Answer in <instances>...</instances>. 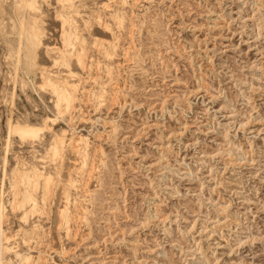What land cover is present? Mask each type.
I'll list each match as a JSON object with an SVG mask.
<instances>
[{
  "label": "rangeland",
  "instance_id": "rangeland-1",
  "mask_svg": "<svg viewBox=\"0 0 264 264\" xmlns=\"http://www.w3.org/2000/svg\"><path fill=\"white\" fill-rule=\"evenodd\" d=\"M0 217V264H264V0H0Z\"/></svg>",
  "mask_w": 264,
  "mask_h": 264
},
{
  "label": "bare ground",
  "instance_id": "bare-ground-1",
  "mask_svg": "<svg viewBox=\"0 0 264 264\" xmlns=\"http://www.w3.org/2000/svg\"><path fill=\"white\" fill-rule=\"evenodd\" d=\"M36 1V0H35ZM28 2V1H27ZM33 6V5H32ZM35 6V5H34ZM30 8V7H29ZM67 22V20L65 19L64 20V24ZM78 30V29H77ZM34 36L37 37V34L34 33ZM68 37V40L70 42V40L72 39V37H74V34L73 32H70L69 33V36ZM36 43V42H35ZM68 43V41H67ZM29 49V48H28ZM66 51V50H65ZM67 52V51H66ZM34 53L33 51H28V56H32ZM72 54V53H70ZM108 55V54H107ZM18 56V55H17ZM71 56V55H70ZM64 57V55H63ZM33 59V58H32ZM81 59V58H80ZM83 60V59H82ZM82 60H80L81 64L82 63ZM68 75V74H67ZM64 79V78H63ZM74 79V78H73ZM66 82V81H65ZM49 85H51L52 87V91L58 96V101L59 103L61 102H64L65 105L67 106L66 108H70L74 102V95L73 94V90H70L69 87H66V86H62V85H59V84H56L54 82H49ZM77 85V84H76ZM74 89V87H73ZM72 91V92H71ZM75 91V89H74ZM53 93V94H54ZM54 94V95H55ZM65 108V107H64ZM60 110V109H59ZM44 129H41V128H38L36 126H30V125H25V126H21V125H17L15 126L13 129H11V132L12 134H15V135H18L21 139L22 142H35L36 140H40L42 139L41 138V135L44 133L43 132ZM84 141V140H83ZM63 144V140H58L55 142V146L53 147L55 153L57 154L60 150V146ZM58 155V154H57ZM88 157V156H87ZM5 163V162H4ZM37 170V169H36ZM27 193V192H26ZM25 200L26 202H33V197L31 194L28 193V195L26 194L25 196ZM30 204V203H29ZM35 204V202L33 203ZM4 215V214H2ZM1 218V217H0ZM2 225V224H1ZM19 257L20 255L17 254ZM17 256V257H18ZM18 257V258H19ZM22 259H25L26 261H29V258L27 257H22ZM20 258V259H21ZM21 259V260H22ZM16 261V260H15ZM25 261V262H26ZM23 262V261H22ZM27 264V263H26Z\"/></svg>",
  "mask_w": 264,
  "mask_h": 264
}]
</instances>
